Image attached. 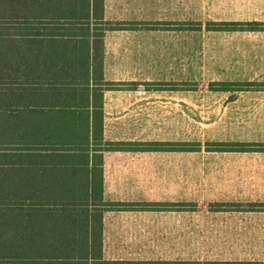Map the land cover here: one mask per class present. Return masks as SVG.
<instances>
[{
	"label": "trees",
	"instance_id": "trees-1",
	"mask_svg": "<svg viewBox=\"0 0 264 264\" xmlns=\"http://www.w3.org/2000/svg\"><path fill=\"white\" fill-rule=\"evenodd\" d=\"M104 9V0H0V264H264L105 259L103 213L120 204L102 198L103 152L172 150L174 145L103 140V93L114 85L104 80L106 34L170 24L113 21L105 18ZM175 24L171 30L202 28L199 23L195 29ZM263 25L210 21L206 30L259 31ZM163 84L168 83L134 87L170 89ZM253 85L223 81L210 83V88L239 92Z\"/></svg>",
	"mask_w": 264,
	"mask_h": 264
},
{
	"label": "rangeland",
	"instance_id": "rangeland-1",
	"mask_svg": "<svg viewBox=\"0 0 264 264\" xmlns=\"http://www.w3.org/2000/svg\"><path fill=\"white\" fill-rule=\"evenodd\" d=\"M105 9L108 17L202 26L199 31L111 35V42L128 47L116 50L123 57L113 67L117 74L127 72L136 81H171L161 87L174 89L135 97L130 138L193 142L187 144L192 148L200 142L203 149L212 150L233 142L264 149V25L259 31L206 30L210 21L264 23V0H106ZM223 81L254 85L241 92L210 88V83ZM201 152L133 153L111 164L134 171L137 177L132 180L143 183V196L152 200H264V152ZM160 215V220H151L159 228V239L135 243L140 246L135 255L153 260L182 256L172 260L264 261V213L211 218L202 210Z\"/></svg>",
	"mask_w": 264,
	"mask_h": 264
},
{
	"label": "crops",
	"instance_id": "crops-1",
	"mask_svg": "<svg viewBox=\"0 0 264 264\" xmlns=\"http://www.w3.org/2000/svg\"><path fill=\"white\" fill-rule=\"evenodd\" d=\"M106 0H104V7ZM104 16L106 19L113 21H136L145 23H170L166 24L163 28L160 26H155L151 29H140V30H121L108 32L105 36L104 41V80L114 83V85L104 91L103 93V140L113 141V142H166V143H193V142H183L176 140H138L129 137V131L132 129V124H134L132 118V104L136 96L145 95L150 92L156 91H166L174 89H162L155 91H145L137 90L134 86H129L128 83H152V82H171L167 80L159 81H143L134 80L129 78L126 74H117L115 72L114 65L121 61L123 57L116 52V50H128V47L124 43L111 42V35L121 36L122 34L133 33V32H154V31H173L174 27L171 26L174 23L182 21H164V20H134L128 19L126 17L116 16L108 17L106 15V9H104ZM184 22V21H183ZM176 27V26H175ZM128 87H120L126 86ZM251 87V86H250ZM249 87L246 89L248 90ZM244 91V90H242ZM241 92V91H239ZM131 106V108H130ZM198 145L190 151H182L177 149L172 150H115V151H105L103 152V192L102 198L108 203H118L117 207L106 210L103 213V254L104 257H110V260H123L126 258H132L127 260H153L145 259L142 256L135 255V249L137 246L135 243H144L157 240L159 235V228L151 223L152 218H158L160 220L161 213L170 215L178 214H194L204 211L211 218H215L216 215L226 214V213H264V200H245L240 199H226L217 198L209 199L206 197H197L195 199H182V200H171L164 198L161 200H152L148 195L143 196V183H139L136 180V173L127 169H118L112 166L111 161L117 159L119 156H126L127 154L133 153H162L165 155H196L202 153L201 151L212 153L219 152L221 154L225 152H237V153H254V152H264V149L253 148L247 145L243 149H233L226 151L212 150L208 148H202L200 142ZM233 144L239 145L241 143L233 142ZM246 145V144H242ZM133 202H144V203H171L178 205L170 210H155V209H139L137 206L129 205ZM201 203L202 206H201ZM155 220V219H154ZM156 237V238H155ZM189 238H184L183 240H190ZM116 246L118 248L116 249ZM140 247V246H139ZM139 250L141 248H138ZM130 251V252H129ZM131 251L133 252L131 254ZM125 255V257H124ZM156 258V257H150ZM179 257H167L165 260H172ZM161 259V258H159ZM157 260V259H155Z\"/></svg>",
	"mask_w": 264,
	"mask_h": 264
}]
</instances>
